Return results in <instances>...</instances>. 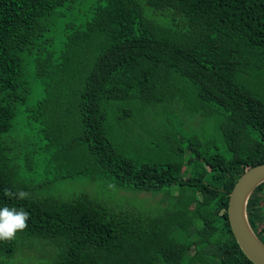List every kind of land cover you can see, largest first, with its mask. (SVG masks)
I'll list each match as a JSON object with an SVG mask.
<instances>
[{
	"label": "trees",
	"instance_id": "obj_1",
	"mask_svg": "<svg viewBox=\"0 0 264 264\" xmlns=\"http://www.w3.org/2000/svg\"><path fill=\"white\" fill-rule=\"evenodd\" d=\"M73 1L85 9L79 25L64 28L62 48H37L49 16ZM31 80L44 95L28 104ZM171 102L208 117L211 131L187 137L161 165L111 142L114 105L131 113ZM25 119L38 123L42 145ZM42 152L56 180L109 178L163 192L167 203L154 213L114 210L86 193L60 198L35 175ZM262 162L264 0H0V209L30 213L26 229L0 240V256L36 238L52 254L44 264H254L227 206L238 178ZM4 189L29 196L9 198ZM247 217L264 243V182Z\"/></svg>",
	"mask_w": 264,
	"mask_h": 264
},
{
	"label": "rangeland",
	"instance_id": "obj_2",
	"mask_svg": "<svg viewBox=\"0 0 264 264\" xmlns=\"http://www.w3.org/2000/svg\"><path fill=\"white\" fill-rule=\"evenodd\" d=\"M85 4L73 1L69 6L60 8L57 12L49 16L48 31L37 40V48L56 54L62 48L64 40V28L67 25H79L82 21V13ZM35 43V45H36ZM53 54V55H54ZM34 55L27 57V66L33 64ZM31 92L29 103L39 100L43 95L42 86L36 80H31ZM114 109L109 113L106 121L107 134L114 146L119 149L123 147L128 157L141 161H150L161 165L168 162L173 155L171 151L175 146H181L187 137L195 134L202 136L212 129V124L208 117L203 119L201 112L188 110L187 106L183 109L181 105L167 103L164 107L160 104L152 107H139L137 111L129 113L117 112ZM29 122L33 128V138L36 146L44 143L41 136L37 133L38 123L32 119L24 120ZM169 135L168 142H165L164 152L159 153L161 137ZM123 144V146H121ZM43 161H39L35 167V175L38 180L48 181L49 193L60 198H70L79 193H86L91 199L100 202L103 205L114 210H144L156 213L159 206L167 203L163 192L153 193L151 190H134L127 187H118L109 178L95 177L90 179L86 176H74L72 178L54 179L55 171L45 159L47 153H41ZM186 160L191 162L192 158L186 155ZM191 166V165H189ZM206 167L199 165L197 171H205ZM164 198V201H162ZM135 208V209H134ZM29 244L26 248L21 246L17 248L12 257L0 256V261H6L8 264L17 262L18 264H44L51 253L46 250L45 242L36 238L27 239ZM50 251V250H49ZM16 255V256H15Z\"/></svg>",
	"mask_w": 264,
	"mask_h": 264
},
{
	"label": "water",
	"instance_id": "obj_3",
	"mask_svg": "<svg viewBox=\"0 0 264 264\" xmlns=\"http://www.w3.org/2000/svg\"><path fill=\"white\" fill-rule=\"evenodd\" d=\"M264 182V162L248 168L229 193L227 214L231 231L245 256L254 264H264V243L247 217V203L253 190Z\"/></svg>",
	"mask_w": 264,
	"mask_h": 264
},
{
	"label": "clouds",
	"instance_id": "obj_4",
	"mask_svg": "<svg viewBox=\"0 0 264 264\" xmlns=\"http://www.w3.org/2000/svg\"><path fill=\"white\" fill-rule=\"evenodd\" d=\"M4 195L9 198L26 199L29 193L23 190L13 192L10 189H4ZM30 213L24 208H15L5 205L0 209V240H13L18 231L28 227Z\"/></svg>",
	"mask_w": 264,
	"mask_h": 264
}]
</instances>
